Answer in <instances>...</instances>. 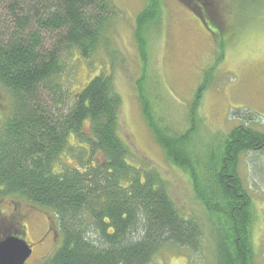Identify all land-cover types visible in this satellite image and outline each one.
Instances as JSON below:
<instances>
[{"label":"trees","instance_id":"trees-1","mask_svg":"<svg viewBox=\"0 0 264 264\" xmlns=\"http://www.w3.org/2000/svg\"><path fill=\"white\" fill-rule=\"evenodd\" d=\"M178 1L205 27H227L221 0ZM148 3L134 33L142 59L141 29L154 17L155 1ZM118 13L114 0H0V86L11 97L0 127V197H20L53 213L62 240L44 264H151L164 246L201 250L203 228L181 214L161 176L128 163L112 74L101 73L75 94L64 82L67 55L89 61L110 50ZM199 87L192 125L205 89ZM139 98L152 126L141 91ZM155 130L171 163L190 176L199 203L219 216L211 227L220 263L249 264L253 215L235 166L244 151L264 150V134L235 128L223 141L218 170L208 168L212 174L204 176L186 135L167 139ZM21 231L18 221L0 220V238Z\"/></svg>","mask_w":264,"mask_h":264},{"label":"rangeland","instance_id":"rangeland-1","mask_svg":"<svg viewBox=\"0 0 264 264\" xmlns=\"http://www.w3.org/2000/svg\"><path fill=\"white\" fill-rule=\"evenodd\" d=\"M154 1V17L141 29L145 59L140 57L134 33L136 20L149 0H114L119 13L108 33L110 50L100 49L89 61L77 53L67 55L64 82L68 92L75 94L101 73L112 74L122 101L119 134L130 148L128 163L135 168L154 169L181 214L196 218L203 228L198 253L164 246L151 264H221L211 227L219 216H209L199 203L190 176L171 163L156 140L153 126L167 139L186 135L187 149L200 163V174L204 176L212 174L208 168L218 170L223 141L235 128L264 134V0H221V15L227 24L222 29L205 27L178 0ZM201 85L205 89L192 125V104ZM140 91L152 126L144 118ZM10 105L11 97L0 86V127ZM236 161L235 172L249 197L253 215L249 264H264V150L244 151ZM68 163L72 164L69 159ZM10 200L15 204H9ZM24 201L20 197L0 198V220L19 221L20 213L28 210ZM37 210L24 218L20 233L33 247L29 264H36L55 249L50 241L37 248L42 246L47 227L45 213L54 221L53 213ZM56 227L59 231L58 223Z\"/></svg>","mask_w":264,"mask_h":264},{"label":"flooded vegetation","instance_id":"flooded-vegetation-1","mask_svg":"<svg viewBox=\"0 0 264 264\" xmlns=\"http://www.w3.org/2000/svg\"><path fill=\"white\" fill-rule=\"evenodd\" d=\"M0 198H2V200H3V198H6V199H8V198H10V196H8V197H0ZM25 203H27L26 201H24ZM9 204H11V205H13V204H15V202H12L11 200L9 201ZM21 204V203H20ZM29 204H31V203H28L27 205H25V206H27L26 208L28 209V210H25V211H23L22 213H20V215H19V225H21V227H22V233L21 234H23V229H24V226H23V222H24V218L25 217H27V215L28 214H30V213H32V210H34V209H36L37 210V208L38 209H40L41 210V208H39V207H37V206H35V205H33V204H31V205H29ZM24 206V207H25ZM24 207L23 208H21L22 210L24 209ZM17 210V209H16ZM38 211V210H37ZM33 214V213H32ZM46 215L44 216L45 217V222H46V224H47V227H46V229L44 230V232H43V234H42V238H41V242H42V246L41 247H37L38 249H40V248H43L44 246H46V243H49V241L50 242H52L53 243V245L55 244V249H53L50 253L48 252L47 254H45V255H43V257L42 258H40L37 262H36V264H44V262L46 261V260H48L50 257H52V255L54 254V252L59 248V243H60V234H58L59 233V231H56L57 230V227H56V221H55V218H54V221L52 220L53 218H52V216L48 213H45ZM9 229V227L7 228V230ZM10 230V229H9ZM20 233H15V234H10V235H13V236H17L19 239H23L24 240V238H23V235H21ZM10 235H8V236H10ZM4 237H6L5 235H4ZM4 237H1L0 239H2V238H4ZM43 237H45V239H47L46 241H44L43 242ZM50 237H52L51 238V240L49 239ZM61 240H62V238H61ZM25 241V240H24ZM27 244V243H26ZM28 245V244H27ZM29 246V245H28ZM30 247V249H31V255H30V258L24 263V264H29V261L32 259V255H33V247H31V246H29Z\"/></svg>","mask_w":264,"mask_h":264},{"label":"water","instance_id":"water-1","mask_svg":"<svg viewBox=\"0 0 264 264\" xmlns=\"http://www.w3.org/2000/svg\"><path fill=\"white\" fill-rule=\"evenodd\" d=\"M31 255V249L23 239L6 236L0 239V264H24Z\"/></svg>","mask_w":264,"mask_h":264}]
</instances>
